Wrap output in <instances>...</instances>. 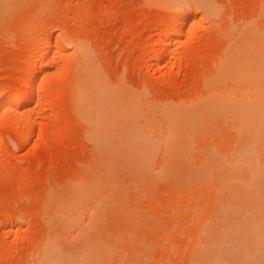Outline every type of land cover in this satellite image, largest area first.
<instances>
[{
	"label": "rangeland",
	"instance_id": "rangeland-1",
	"mask_svg": "<svg viewBox=\"0 0 264 264\" xmlns=\"http://www.w3.org/2000/svg\"><path fill=\"white\" fill-rule=\"evenodd\" d=\"M16 2H9L11 10L9 6L0 8V105L10 95L28 98L27 103L0 108V264L37 263L42 241L55 229L59 203L79 182L107 181L109 177L108 181L114 180L119 187L113 200L118 212L108 215L102 227L109 235H117L112 236L114 241L120 237L117 245L121 254H126V264H191L205 242L203 228L219 214L217 177L209 180L214 174L204 173L212 165L206 154L209 150L227 156L235 151L240 142L239 121L229 114H217L203 128L195 127L189 142L183 143L178 136L174 144V137L185 132L175 127L177 116L173 114L196 108L216 92L228 99L231 96V102L255 93L248 80H229L218 86L210 79H218L216 73L226 54H231V61L242 54L248 26L263 29L264 0H207L211 10L206 1V6L200 5V0L169 4L168 0H18L15 6ZM179 34L183 38L175 46ZM46 42H50L49 55L44 56ZM77 44L88 51L104 86L107 83L105 89L114 90L104 91L105 96L123 91L119 95H124L118 96L122 100L115 95V103L120 101L124 110L127 99L125 104H130L132 111L127 106L125 110L138 117L134 125L138 124L147 142L156 144L149 161L138 158L143 144L132 148L115 137L111 146H101L107 148L102 150L91 137V123L80 117L72 95L81 60ZM52 51L61 54L54 56ZM39 82H43L41 90H34ZM129 118L134 123L135 118ZM113 143L121 145L117 150L122 149L119 152L123 154L115 150V157L113 148L117 146ZM186 143L189 145L183 147ZM116 167H122L120 172ZM101 192L93 199L97 200L92 202L94 206L87 205L91 210L107 196ZM50 203V207L58 206L50 208ZM88 207H83V223L92 216ZM51 226L54 229L49 232ZM113 261L108 264L117 260Z\"/></svg>",
	"mask_w": 264,
	"mask_h": 264
},
{
	"label": "bare ground",
	"instance_id": "bare-ground-1",
	"mask_svg": "<svg viewBox=\"0 0 264 264\" xmlns=\"http://www.w3.org/2000/svg\"><path fill=\"white\" fill-rule=\"evenodd\" d=\"M11 1L12 0H0V8L2 7L1 9L3 10V7L5 8L6 6L7 7L9 6L8 7V10H9L11 7V4L9 5V2H11ZM16 1L18 2V0H16ZM169 1H171V3L178 2V1L180 2V0H168V4H169ZM203 1L204 2L206 1V4H207V0H202V2ZM202 2L200 0V3H201L200 5L205 4L204 2L203 3ZM18 4L19 3H17L15 5V3H14L12 5L17 6ZM206 4H205V6H206ZM208 6L209 5L207 4L206 7L210 8V6L209 7ZM7 7H6V9H7ZM13 9H14V6H13ZM208 10H211V8ZM213 11H215V10H213V8H212V11L211 12L209 11V12L212 14ZM175 21H176V24H178L177 19ZM248 28H249V30L247 29V31H246L247 36L245 35L244 36L245 40L244 41L242 40L243 42H245L244 45H246V46L244 47L242 54H239L240 57L238 56V58H236L235 60L233 59L231 61L230 60L231 54L230 55L226 54L227 59H224L225 60L224 62H223V60L221 61L223 63H221L222 65L220 64L221 65V67L219 69L220 71L216 70L217 72H219V73H216V74H218L217 75L218 79L216 78V81L213 82V80H214L213 78H215V77H212L210 79V81H212V83L214 85L218 84V86H219V83H221V82L225 83L226 81H229V80L230 81L231 80H234V81L235 80L236 81H243V80L247 81L248 80L249 83L251 82L252 85L255 86V93L252 96L250 95V96L245 97L244 99L243 98L239 99V100L233 99V102H231L232 101L231 96H230V99H228L229 96L227 98V97H224L226 95H224L222 93H221L222 94L221 95V94H218L217 92L213 93V92H215V91H213L212 92L213 94L208 96L206 100L203 99L204 101H202V103H200L201 105L197 106L196 108L194 107V108L182 109V110L179 109L180 111L177 110L179 112L175 111V112H177V114L176 113L173 114V115H175L174 118H176V116H177V119H173L174 123L173 122L172 123L174 125L176 124L175 127H177V128H179V127H181V129L184 128L182 130H184V132H185V133H179V135L177 134L176 138L175 137H174V139L172 138L173 140L170 137V140H172L173 143L176 140H179L178 136H180V140L183 143H184V141L189 142L193 137L192 130L195 127H200V126H202V128H203V125L205 126L206 124H208L209 123L208 121L213 120V117L214 116L216 117L217 114L221 115V117L223 115L229 114V115L233 116V118L235 117V120L238 119V121H239L237 124V125H239L237 134L240 137V142H239L237 149L235 148L236 150L231 152V154H229L227 156H224L222 154H217V153L215 154V152L213 150H210V151H213L214 153L213 152L209 153V150H208V153L206 154V155H209L207 160L209 159V161L212 162L211 163L212 165L209 166L210 170L205 169L206 171H204V173L206 172V173H209L212 175L214 174L212 176V178H208L209 180L210 179L215 180L217 177L215 182L217 185L216 188H217L218 198H219L218 203L220 204L219 208H218L219 214H216V215H218V218H215V220L213 219V221L208 222L205 225V227L203 228V231L201 233H203V236L205 237V239H204L205 242H203V244L201 246H199V248L197 247L198 248L197 252H199L198 257L196 256L197 258H195V260L192 261L191 264H264V27L261 30L259 28V31L256 30L254 27H251V26L250 27L248 26ZM169 30H171V29H169ZM167 33H170V35H171V31H168ZM166 35H169V34H166ZM182 38H183V36L181 34H179L174 39V45L175 46L179 45V43L182 41ZM75 41L76 40H74V42ZM49 44H50V42H46L44 44L45 47L44 46L43 47L46 49L43 48L44 52L42 53V55L45 56L46 54L49 53L48 52L49 49L47 48V47H49ZM166 45H167V43H166ZM241 46H243V43ZM236 48H234V50ZM240 49L239 50L236 49L235 52L240 51ZM77 51L80 54L81 60L79 63L77 62L78 64H77L76 68H77L78 72L77 71L76 72L78 74H76L77 80H74V83H73L74 84V87H73L74 93L72 95L75 94V96H74V97H76L75 103L77 104L76 105L77 109H79V110H77V112L79 113V111H80V114H79L80 117L84 120L86 119L85 121L88 120L87 123H89V124L91 123L92 128L91 129L89 128L91 135H92L91 137L93 138L94 141L95 140L97 141V144H100L99 148L102 150H106L107 148H101V146H103V147H106L109 145L111 146L112 140L116 139L115 137H119V139H120V141L118 140L119 142H121V140H122V142H124L126 140L128 146H130L132 148L137 144H139V145L143 144L144 147L142 150H140L141 156H138V158L140 157V159L146 161L148 158L151 157V155H153L151 153L155 150L156 144L152 145L154 143H151V141H150V143L147 142L146 137L144 139L143 134H141V132L139 131V128H137L138 124H137V126L134 125V124H136L135 120L136 119L138 120V117L135 118V114H133V115L131 114L135 118L134 123H131V121L129 120L130 119L129 117H131L132 121H133V118H132V116H129V114L127 113L128 111L125 110V107L126 106L128 107V105L125 104L127 102V99H125L126 102L123 101V102H125L124 103V106H125L124 110L122 108H120V106L122 107V105H123L122 101H121L122 105H120V104L118 105V103L120 101H118V103H115L116 99L122 100L121 98L118 99V96H123L124 94L119 95V93H123V91L122 92L119 91V93H117L118 96L115 93H114V97H113V95H111V97L113 99L115 98V95H116V99H114V101L110 97V95L109 96L107 95L110 92H108V93L106 92L107 93L106 94L107 97H106L104 91H110V90H112V88L110 90L105 89V86L107 85V83L104 86V83L101 81L102 76H99V75H101V73H98L99 69H97V67L95 65H93V63L91 62V59L89 58V53L86 50V48L83 47L82 45L77 44ZM235 52H234V54H236V56H237L238 54ZM50 54L56 56L57 54L59 55L61 53L59 51H56V52L52 51V53H50ZM42 55H40V56H42ZM229 56H230V58H229ZM28 75L31 76L30 74H28ZM103 79L104 78H102V80ZM75 81H76V83H75ZM42 83L39 82L38 84H36L34 90L35 89L37 91L41 90ZM208 83H209V81H208ZM213 84H210V86ZM52 86H54V85H52ZM223 88H224V86H223ZM211 89H213V88H211ZM112 91H114V90H112ZM112 91H111V93H112ZM115 91L117 92V90H115ZM27 98H28V95L25 96V94L7 96L6 100L0 105V108H2V107L8 108L12 105L17 104L18 102L24 103V101L26 102ZM131 102H133V104H134L135 101H131ZM128 103H130V102H128ZM111 104H113V105L116 104L117 106L111 107ZM135 105H134V108H135ZM129 107H128V110L132 111V110H130L132 107L130 104H129ZM10 111L11 110H9V112ZM124 111H126L128 116ZM78 113H77V115H78ZM178 117H179V119H178ZM1 118H4L3 115ZM223 121H226V120L223 119ZM128 123H131V125L130 124L127 125ZM174 125H173V127H174ZM126 126L127 127L129 126L128 127L129 130H126V129H128ZM181 129H178V131ZM206 131H208V129H206ZM88 136L90 138L89 134H88ZM113 142H114V140H113ZM115 142H117V141H115ZM169 142L167 141V143H169ZM172 142H170V144H173ZM125 144L122 143V145H124V146H125ZM114 145L117 147H116V149L112 147L114 149L113 154H115V150H117L118 147L119 148L121 147V145L120 146L116 145V144H114ZM187 145H189V143H186L185 145L183 144V147L187 146ZM128 146H125V147H128ZM172 146H174V145H172ZM125 147L123 148V146H122L123 149H126ZM190 147H187V152H188V148L190 149ZM113 149H110V150L112 151ZM128 149L130 151L129 147H128ZM128 149H126V151ZM137 149H139V148H137ZM185 149L186 148H184V150ZM120 150H122V149H120ZM133 150L134 149H132L131 152L135 153L136 150H134V151ZM179 150H180V148H179ZM129 151H127L128 154H129ZM127 152H125V153L127 154ZM119 153H121V152H119ZM136 153H137V155H140L138 153V151H136ZM121 154H123V153H121ZM181 155H182V153H181ZM206 155L204 157H207ZM126 156H128V155H126ZM131 156H132V154H130L129 157H131ZM115 157H116V154H115ZM123 158H124V156H123ZM126 158L127 157H125V159ZM113 159H114V162H117V164L119 165V163H120L119 161L122 158H120L118 156L117 159L119 161L116 160L114 157L112 158V160ZM149 160H147V161H149ZM123 162H125V161H123ZM129 162H132V161H129ZM133 162H136V161H134V159H133ZM100 164H101V161H100ZM126 164H128V163L126 162ZM115 165L116 164H114V167H115ZM125 165H123V167ZM99 167H100V165H99ZM127 167L125 166V168H127ZM93 168H95V167H93ZM116 168L118 169V167H116ZM120 168H122V167H120ZM133 168H135V167H133ZM119 169H118V172H120ZM136 169L137 168H135V170ZM142 169H144V168H142ZM103 170H105V169H103ZM124 170H126V169H124ZM141 172H143V171H141ZM146 172H148V171L146 170ZM200 172L201 171H199V176H200ZM127 173H128V171H127ZM205 174H202V175L205 176ZM119 175H121V173H119ZM138 175H139V173L137 174V176ZM93 176H95V175H93ZM99 176H101V175H99ZM103 176L104 175L102 174V177ZM151 176H153V174ZM115 177H117V175ZM100 179H103V178H100ZM108 179H107V181L106 180L101 181V180H97V179L96 180L95 179H88L87 181H82L84 183L79 182L80 185L76 184L77 186L75 188L72 186L73 187L71 189L72 192H70L69 197H67V199H65V200L63 199V201L61 203H59L58 208H56L58 206V203L55 206L56 209L53 207H50L51 204H53V203H50L49 207L55 209L56 219H54V220H57V221L54 222L56 224L55 229L53 228V226H51V228H49V232L53 229L54 230L48 234V236L44 239V241H42L43 242L41 245L42 246V249H41L42 252H41V254H39V256H36L39 258H37V263H35V264H108V263H110V261L112 262L113 260H114L113 262H115L117 260L116 262H118V263L115 262V264H126L127 263L126 262L127 261L126 254L122 255L121 254L122 249L121 250L118 249L119 245H117V242H119L120 237L115 238V241H114L112 239V236L116 237L117 235L115 236V234L113 232H112L113 235L112 234L109 235V233H108L109 231L105 232L106 230H105V228H103V227H105V226H103L105 220L108 219L107 216L111 215L115 212H118L117 207L114 204L113 200H114V196H116V194H115V192H117L116 188H119V187H115L114 180L108 181ZM137 179H138V177H137ZM81 180H82V178H81ZM116 180H117V178H116ZM140 181H142V179ZM150 181L152 182V180H150ZM118 183H117V185H119ZM136 183H138V182L136 181ZM209 183H210V181H209ZM146 184H149V183H146ZM189 184H190V182H189ZM138 185H139V187L142 188L141 184L138 183ZM120 187L122 188V186H120ZM139 187H137V189H139ZM103 190L107 194V196H104L106 198L103 197L102 202L100 200L101 203L99 202L97 205H95L96 207H94V208L92 207V209L94 211L91 210L90 206H94L92 203L94 201L93 199L96 198V196ZM121 192H123V191H120V193ZM123 193H121V194H123ZM139 193H140V190H139ZM53 194H54V192H53ZM101 196H99V197L101 198ZM64 198H66V197H64ZM136 198H137V196H136ZM59 199H62V197L57 198V201ZM127 200H130V199L128 198ZM96 201H94V202L96 203ZM121 201H123V200H121ZM124 202H126V201H124ZM87 205H90V206L88 207ZM84 206L88 207L87 209L90 208V212L92 211L91 212L92 213L91 219L90 220L87 219L89 223L88 222L83 223L84 219L82 221V217H83L82 215H84L83 214V212H84L83 207ZM50 208H47V209H50ZM50 212H52V211H50ZM132 213H131V215H132ZM115 217L116 216H114V218ZM112 219H113V217H112ZM110 221H111V218H110ZM132 221H133V219H132ZM50 222H51V220H50ZM112 222H114V221H112ZM106 223H108V222H106ZM50 224H53V223H50ZM50 224H48V225H50ZM58 225H59V230H56V228H58L57 227ZM108 229L109 228H107V230ZM127 235L129 237V234H127ZM124 236H126V235H124ZM129 239H132V238L129 237ZM121 241L123 242L122 239H121ZM129 241H131V240H129ZM133 242H134V240H133ZM132 257L134 258V255H132ZM38 259H39V261H38ZM135 260L138 261V259H135ZM132 262L135 263V261H132ZM130 263H131V261H130Z\"/></svg>",
	"mask_w": 264,
	"mask_h": 264
}]
</instances>
